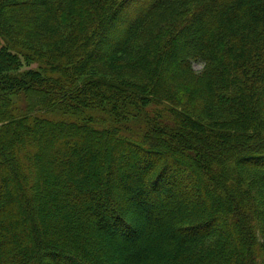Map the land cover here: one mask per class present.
<instances>
[{"label": "trees", "instance_id": "1", "mask_svg": "<svg viewBox=\"0 0 264 264\" xmlns=\"http://www.w3.org/2000/svg\"><path fill=\"white\" fill-rule=\"evenodd\" d=\"M0 39V264H264V0H0Z\"/></svg>", "mask_w": 264, "mask_h": 264}, {"label": "rangeland", "instance_id": "2", "mask_svg": "<svg viewBox=\"0 0 264 264\" xmlns=\"http://www.w3.org/2000/svg\"><path fill=\"white\" fill-rule=\"evenodd\" d=\"M116 28V27H114ZM118 29V28H116ZM2 46H9L8 45V42L3 40V39H0V48ZM12 46V45H11ZM19 50V49H18ZM20 51V50H19ZM21 52V51H20ZM121 59H124V58H121ZM118 60L117 62H109L107 63L105 66L106 67H102V68H99L97 70L98 73H101V74H109L110 70L107 68V66H112V65H115V64H119V72L122 74V75H127L129 74V72L126 70V68L124 67V65L122 64V60ZM21 60H22V66H21V71H24V70H32V71H39V72H42V67H43V64L42 63H38V62H35V61H27L25 58L23 59L21 57ZM104 66V65H103ZM194 68L197 69V70H200L202 68V65L201 64H194ZM125 78H128L127 76H124ZM148 109L149 111L153 112L155 110H158L159 109V106L158 105H154V104H150L148 106ZM63 116H62V119L64 120H69V119H73V117L75 116L74 114L68 112L67 110L63 111ZM210 114V113H209ZM211 116H206V118H210ZM73 120H78L77 117H74ZM132 128L135 132H138V131H142V129L144 128V125L138 123V122H135V123H132ZM28 144H26V153H25V161L29 162V161H32V156L30 155V146H29V149H28ZM91 185V184H90ZM48 262L50 264H54V262L48 260Z\"/></svg>", "mask_w": 264, "mask_h": 264}]
</instances>
